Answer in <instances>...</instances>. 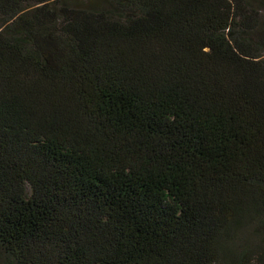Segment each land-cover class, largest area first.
<instances>
[{
  "label": "trees",
  "instance_id": "obj_1",
  "mask_svg": "<svg viewBox=\"0 0 264 264\" xmlns=\"http://www.w3.org/2000/svg\"><path fill=\"white\" fill-rule=\"evenodd\" d=\"M0 260L264 264V0H0Z\"/></svg>",
  "mask_w": 264,
  "mask_h": 264
},
{
  "label": "rangeland",
  "instance_id": "obj_2",
  "mask_svg": "<svg viewBox=\"0 0 264 264\" xmlns=\"http://www.w3.org/2000/svg\"><path fill=\"white\" fill-rule=\"evenodd\" d=\"M1 260L4 261V258L2 257ZM1 260H0V264H2V261Z\"/></svg>",
  "mask_w": 264,
  "mask_h": 264
}]
</instances>
